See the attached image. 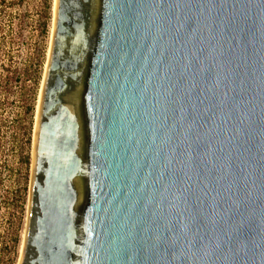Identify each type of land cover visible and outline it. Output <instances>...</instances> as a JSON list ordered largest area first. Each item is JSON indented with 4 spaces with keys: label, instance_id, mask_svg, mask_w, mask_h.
<instances>
[{
    "label": "water",
    "instance_id": "1",
    "mask_svg": "<svg viewBox=\"0 0 264 264\" xmlns=\"http://www.w3.org/2000/svg\"><path fill=\"white\" fill-rule=\"evenodd\" d=\"M83 1L79 57L56 0L18 264H264V0Z\"/></svg>",
    "mask_w": 264,
    "mask_h": 264
},
{
    "label": "rangeland",
    "instance_id": "2",
    "mask_svg": "<svg viewBox=\"0 0 264 264\" xmlns=\"http://www.w3.org/2000/svg\"><path fill=\"white\" fill-rule=\"evenodd\" d=\"M55 5L56 0H0V6H4L6 13H12L15 22L14 30H16L17 33L16 40H18V42H22L19 50L17 51L19 56L17 60H20V63L22 64L24 59L30 56V53L32 52L31 46L34 44V42L36 43L38 41V43H40L43 48L40 78L36 92L37 101L34 110V121L30 145L31 154L38 100L40 97L50 45L52 42ZM6 13L4 14L5 17L3 18H6ZM44 20L46 22V29L43 31L41 28V23ZM21 64L19 65L21 67L20 69L23 68ZM30 83L27 82L26 84L29 85ZM14 110L15 108L13 104H10L6 113L7 119H11L14 114ZM14 133L15 132L12 128H7L5 130V134L3 135L2 139L3 147L0 153V162H2L0 163V244L4 239L6 242H8V244L10 243V240H12L10 243L12 244L15 237L18 239L15 253L13 251L14 249H12L11 252L14 264H18L23 246V236L27 226L32 157H30V167L27 172V192L24 196L23 204L21 205L20 203H15L13 198V190L18 185L17 180H19L21 184V182H23V174H25V171L22 169L21 176L19 177L15 171V168L18 167V164H16V153L13 151L12 137L14 136ZM1 255L2 252L0 251V264Z\"/></svg>",
    "mask_w": 264,
    "mask_h": 264
},
{
    "label": "trees",
    "instance_id": "3",
    "mask_svg": "<svg viewBox=\"0 0 264 264\" xmlns=\"http://www.w3.org/2000/svg\"><path fill=\"white\" fill-rule=\"evenodd\" d=\"M5 13L4 6H0V153L5 130L12 128L15 132L12 137L13 151L16 153V164H18L15 171L19 177L21 170L25 171L22 177L23 182L20 184L17 180L18 185L13 190V198L15 203L22 205L27 192V172L30 167V145L43 48L38 41L31 44L32 52L21 64L20 60H17L19 57L17 51L22 42L16 40L17 33L14 30L15 22L12 13H6V18H3ZM41 28L43 31L46 29L45 20L41 23ZM20 64L23 66L22 69ZM27 82L31 83L27 85ZM10 104H13L15 110L11 119H7L6 113ZM17 242L16 237L12 244H8L5 239L2 241L1 264H14L11 252L14 249L15 253Z\"/></svg>",
    "mask_w": 264,
    "mask_h": 264
},
{
    "label": "flooded vegetation",
    "instance_id": "4",
    "mask_svg": "<svg viewBox=\"0 0 264 264\" xmlns=\"http://www.w3.org/2000/svg\"><path fill=\"white\" fill-rule=\"evenodd\" d=\"M68 1V20L66 21L67 32L61 35L63 43H66L65 54L72 56H83L87 49L91 34H90V22L92 20L90 12L88 10V3L83 0H77L78 4L70 3ZM77 5V6H76ZM76 42H73L72 39ZM81 51V52H80ZM79 56V57H80ZM74 63L68 64L64 67V70H69V67L74 69H80L81 60L71 59ZM71 80L66 82V92L71 89Z\"/></svg>",
    "mask_w": 264,
    "mask_h": 264
},
{
    "label": "bare ground",
    "instance_id": "5",
    "mask_svg": "<svg viewBox=\"0 0 264 264\" xmlns=\"http://www.w3.org/2000/svg\"><path fill=\"white\" fill-rule=\"evenodd\" d=\"M56 7V5H55ZM55 19V18H54ZM39 106H40V97H39V100H38V108H37V114H36V118L38 117V110H39ZM36 128V121H35V126H34V129ZM24 238V236H23ZM24 241V240H23ZM23 247V246H22Z\"/></svg>",
    "mask_w": 264,
    "mask_h": 264
}]
</instances>
